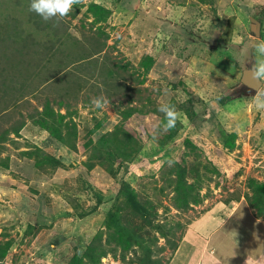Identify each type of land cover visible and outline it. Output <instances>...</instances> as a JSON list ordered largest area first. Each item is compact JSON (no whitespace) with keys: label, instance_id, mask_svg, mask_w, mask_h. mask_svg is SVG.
Listing matches in <instances>:
<instances>
[{"label":"rangeland","instance_id":"obj_1","mask_svg":"<svg viewBox=\"0 0 264 264\" xmlns=\"http://www.w3.org/2000/svg\"><path fill=\"white\" fill-rule=\"evenodd\" d=\"M92 2L111 10L107 20L93 22L87 11ZM28 7L29 0H0V136L25 122L19 136L11 131L0 139V239L13 241L0 264H69L96 234L107 233L115 201L140 227L132 248L145 235L156 236L165 247L164 264H264V217L246 199L249 179L264 181V110L254 107L256 90L241 81L244 69L264 59L253 46L264 42V0H84L56 26ZM252 18L260 21L258 37ZM146 56L153 64L144 73ZM111 68L115 73L107 77ZM98 96L111 105L94 109L91 100ZM131 97V105L148 112L150 133L163 116L159 104L174 105L178 135L164 149L159 142L169 131L151 139L141 151L149 166L140 173L122 157L112 168L89 169L90 147H82L90 138L86 128L95 117L104 119L92 135L95 143L121 121ZM47 103L61 113L75 110L76 149L33 121ZM189 109L194 116L185 113ZM134 127L127 128L134 133ZM222 131L237 134L233 149L224 145ZM195 135L223 167L207 171L205 150L186 156L188 169H200L202 201L183 211L173 205L174 185L168 183L176 166L161 168L158 161L183 156L190 151L184 139ZM44 156L58 162L37 164ZM228 165L242 170L227 171ZM124 181L138 199L161 200L154 224L176 237V249L126 195L119 198ZM102 264L128 263L109 254Z\"/></svg>","mask_w":264,"mask_h":264},{"label":"trees","instance_id":"obj_2","mask_svg":"<svg viewBox=\"0 0 264 264\" xmlns=\"http://www.w3.org/2000/svg\"><path fill=\"white\" fill-rule=\"evenodd\" d=\"M87 11H90L93 14L94 23L104 22L111 14V10L96 2H92L87 7ZM103 45H105V43H103ZM59 52L60 47H58V53ZM56 55L57 52H55L54 58H56ZM57 60L58 59H56V62L54 63L60 62H57ZM152 64L153 58L151 56H146L145 59L142 60L140 66L144 68V73H146L151 69ZM122 68L126 67L122 66ZM113 69L114 68H111L106 72L107 77L114 75L115 71ZM134 79L142 82V80H139V77H134ZM90 89L92 88H88L87 91ZM95 92L96 91H94V93ZM87 95L89 94L87 93ZM132 101H134V98L131 97V99H129L127 102V107L121 111V121L111 130L101 134L95 143H92V135L103 127L104 119L95 117L94 125L90 128H86V133L90 135V138L83 144L82 147L85 149L90 147L91 154H89V160L86 162L89 169L94 168L97 165L101 166L107 164L108 169L112 168L114 162H116L119 157H122L119 158L121 163H130L129 167L131 169L133 168L135 172L138 173H140V169L145 167L147 168L149 166V163L141 154L142 149L149 145L151 139L154 143V140L151 136V133L148 131L146 126L147 124L145 122V116L148 112H143V108L138 105H131ZM58 103L60 106L65 105L62 101ZM69 106L70 105H66L67 108H69ZM68 111L65 113L55 111L54 108L51 107L49 103H47L43 110L38 112L39 117L37 116L33 119V121L40 124L44 129L50 131L52 136H54L56 139H59L76 149V139L79 135L77 124L74 122L73 118V115H76V112L75 110ZM189 112H192L194 116V111H191L190 109L185 111L186 114ZM193 116H190V119H193ZM163 119L164 117L161 116L160 121ZM134 123L135 131L132 133L127 127L129 125L133 126ZM24 124L25 122L23 121L18 125L12 126L10 130H6L0 136L1 141H6L8 139L9 132L11 131L16 134V136H19ZM179 127L180 125L177 121L176 126L169 131L165 138L160 140V148L164 149V147H169L170 143L173 142L175 137L178 135ZM222 133L224 134V145L233 149L235 147L237 134L235 132L227 133L224 131H222ZM200 141L199 135H195L194 137H186L184 139L183 145L185 149H188L189 147L190 151L187 150L188 152L186 151L185 154L183 156L181 155L180 157L170 156L158 161V167L161 166V168H163L166 162L170 159H175L178 161L175 163V177L170 180L168 179L169 186L172 184L174 185L173 188L171 186L174 193L172 200L173 205L178 210L187 211L193 206V204H199L202 201V198L198 192L202 188V176L199 174L200 169H195L194 167L188 169L186 158L188 154L190 155V153L195 149L205 150L204 153L206 154V158L209 161V164H204V168H206L207 171L218 173L220 170L219 167H223L221 160L216 155L213 156L209 151L208 146L204 145V142ZM36 150L38 151L40 148H37ZM25 153L30 154L31 152ZM57 162L58 160L52 157L44 156L42 160L37 162V164L42 165L44 163ZM201 163L202 162H200V164ZM172 170L168 171V173L170 174ZM226 170L241 171L242 169L241 167H233L232 165H228ZM189 176L191 177V181H189ZM248 186L252 190L251 195H246L248 203L253 209L256 210L257 216L264 217V181L250 178ZM161 190L164 191V187H162ZM118 193L119 198L123 194L126 195L125 197L128 198L129 203H131L134 211L139 216H141L143 220H146L148 224L155 223V218L158 212L156 211V208H158L159 205H162L161 200L158 201L157 205H154V203L147 197H140V199H138L137 191L126 181L123 182L122 188ZM124 212L125 207L123 204L120 203L118 205L117 201H115L105 220L107 235L102 234V231L96 234L95 238H93L92 241L86 246L81 255L74 254L72 256L69 264H102L103 258L107 257L109 254H112L115 257H118L119 255L121 260L128 264H164L161 256L162 252L165 250V247L159 246L158 237H148L145 235L146 233H143L146 238L143 241L136 240L137 247L132 248L135 236L141 234L140 227L137 226L136 228L134 224H132V217H130V214H123ZM153 227L155 231L160 232V235L166 239L168 245L171 248H177L178 245L175 242L176 237H173L170 234L171 232L169 233L164 230V228H162L164 225L158 223L154 224ZM12 243L13 241L11 239H0V262L3 261L9 253Z\"/></svg>","mask_w":264,"mask_h":264},{"label":"clouds","instance_id":"obj_3","mask_svg":"<svg viewBox=\"0 0 264 264\" xmlns=\"http://www.w3.org/2000/svg\"><path fill=\"white\" fill-rule=\"evenodd\" d=\"M82 3L84 0H29L28 10L40 16L45 22L53 21L56 26ZM253 46L256 52L264 56V42H254ZM248 70L252 77L259 81V87L254 95V107L257 110H264V59H257ZM216 99L219 100L220 97ZM91 105L94 109L102 111L111 105V101L104 96H98L92 98ZM158 111L163 114L164 119L154 126L151 132L153 140H157L160 135L173 129L180 119L178 110L171 103H160ZM177 162L175 159H170L166 163L173 165Z\"/></svg>","mask_w":264,"mask_h":264},{"label":"water","instance_id":"obj_4","mask_svg":"<svg viewBox=\"0 0 264 264\" xmlns=\"http://www.w3.org/2000/svg\"><path fill=\"white\" fill-rule=\"evenodd\" d=\"M253 22V30L254 34L256 37L260 36L261 31H260V21L257 20L256 18H252ZM251 68V67H250ZM250 68H246L243 70L242 75H241V81L244 85L248 86L252 90H256L257 87H259V81L252 77L251 72L248 70Z\"/></svg>","mask_w":264,"mask_h":264}]
</instances>
